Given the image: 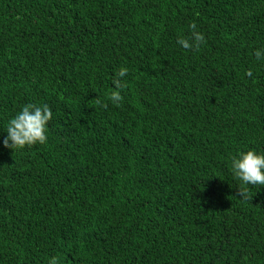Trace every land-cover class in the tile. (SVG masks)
<instances>
[{
	"label": "trees",
	"instance_id": "obj_1",
	"mask_svg": "<svg viewBox=\"0 0 264 264\" xmlns=\"http://www.w3.org/2000/svg\"><path fill=\"white\" fill-rule=\"evenodd\" d=\"M257 49L264 0H0V264H264V186L231 170L264 153ZM29 103L47 140L13 151Z\"/></svg>",
	"mask_w": 264,
	"mask_h": 264
},
{
	"label": "clouds",
	"instance_id": "obj_2",
	"mask_svg": "<svg viewBox=\"0 0 264 264\" xmlns=\"http://www.w3.org/2000/svg\"><path fill=\"white\" fill-rule=\"evenodd\" d=\"M193 30L191 37H180L178 43L185 49L199 50L201 44L206 43L202 33L196 31V24L190 25ZM257 60L264 59V49H257L254 53ZM128 69L121 67L116 73L113 83L117 90L109 93L108 98L115 104L122 101L119 89L126 86L121 78L126 76ZM246 75L251 77L252 71L249 69ZM97 104L102 102L97 99ZM106 107V105H104ZM52 118V112L48 104L29 103L12 117L7 125V136L3 140V145L14 150L23 149L25 146H31L36 143H46V125ZM231 170L234 177L241 182L238 195L242 200H251L249 185L264 186V153H257L255 150L240 152L231 159ZM49 264H60L58 257H52Z\"/></svg>",
	"mask_w": 264,
	"mask_h": 264
}]
</instances>
